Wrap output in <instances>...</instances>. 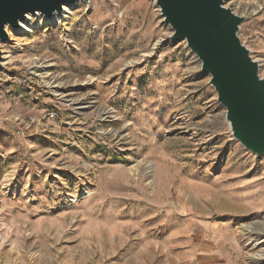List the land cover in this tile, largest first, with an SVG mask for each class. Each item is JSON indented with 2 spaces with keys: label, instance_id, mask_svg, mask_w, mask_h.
I'll list each match as a JSON object with an SVG mask.
<instances>
[{
  "label": "rangeland",
  "instance_id": "1",
  "mask_svg": "<svg viewBox=\"0 0 264 264\" xmlns=\"http://www.w3.org/2000/svg\"><path fill=\"white\" fill-rule=\"evenodd\" d=\"M224 6L264 78V0ZM67 27L0 42V264H264V156L154 1Z\"/></svg>",
  "mask_w": 264,
  "mask_h": 264
},
{
  "label": "water",
  "instance_id": "2",
  "mask_svg": "<svg viewBox=\"0 0 264 264\" xmlns=\"http://www.w3.org/2000/svg\"><path fill=\"white\" fill-rule=\"evenodd\" d=\"M76 1L0 0V42L9 39L6 27L17 28L28 15L51 17ZM153 1L172 30L170 41H184L209 75L231 137L244 150L264 156V78L238 36L244 18L225 7V0ZM2 60L0 50V67Z\"/></svg>",
  "mask_w": 264,
  "mask_h": 264
},
{
  "label": "bare ground",
  "instance_id": "3",
  "mask_svg": "<svg viewBox=\"0 0 264 264\" xmlns=\"http://www.w3.org/2000/svg\"><path fill=\"white\" fill-rule=\"evenodd\" d=\"M81 0H77L75 3L72 4H65L62 8L61 13H54L51 17H45L40 13L36 15H28L25 20L20 21L19 26L17 28L6 27V32L9 38L15 37L16 35L26 34L28 32H32L37 28H54V27H67L70 17L72 16L73 10L81 3ZM37 18V25H34L32 22L33 18ZM68 28V27H67ZM4 58H6L4 56ZM199 190L202 189L201 187H197ZM162 196V195H161ZM160 209V208H158ZM242 232L246 230L250 231H257L258 229L252 225H242L240 226ZM241 231V230H240ZM148 244V242H147ZM256 258V257H254ZM257 260V259H256ZM255 264V263H254Z\"/></svg>",
  "mask_w": 264,
  "mask_h": 264
}]
</instances>
